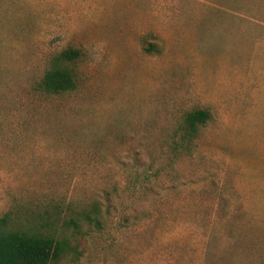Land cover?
<instances>
[{
    "label": "rangeland",
    "instance_id": "obj_1",
    "mask_svg": "<svg viewBox=\"0 0 264 264\" xmlns=\"http://www.w3.org/2000/svg\"><path fill=\"white\" fill-rule=\"evenodd\" d=\"M92 204L57 264H264V0H0V215Z\"/></svg>",
    "mask_w": 264,
    "mask_h": 264
},
{
    "label": "trees",
    "instance_id": "obj_2",
    "mask_svg": "<svg viewBox=\"0 0 264 264\" xmlns=\"http://www.w3.org/2000/svg\"><path fill=\"white\" fill-rule=\"evenodd\" d=\"M78 56L79 51L71 48L55 54L50 67L37 84L38 89L53 95L73 90L76 78L71 63ZM209 117V113L203 109L188 111L177 135V144L188 148L198 125L204 124ZM103 216L97 204L69 218L55 207L23 218L15 211H6L0 215V264H57L67 258L73 261L81 252L75 244L59 234L58 228H71L75 233L85 235L86 231L81 230V222H84L102 231L105 226Z\"/></svg>",
    "mask_w": 264,
    "mask_h": 264
}]
</instances>
